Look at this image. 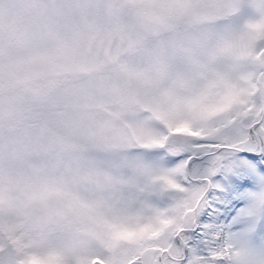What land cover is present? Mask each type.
<instances>
[{
  "label": "snow or ice",
  "instance_id": "obj_1",
  "mask_svg": "<svg viewBox=\"0 0 264 264\" xmlns=\"http://www.w3.org/2000/svg\"><path fill=\"white\" fill-rule=\"evenodd\" d=\"M0 264H264V0H0Z\"/></svg>",
  "mask_w": 264,
  "mask_h": 264
}]
</instances>
